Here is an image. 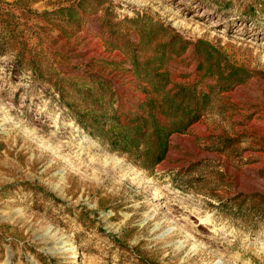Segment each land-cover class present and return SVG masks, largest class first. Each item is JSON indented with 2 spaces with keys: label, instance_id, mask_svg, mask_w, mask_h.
<instances>
[{
  "label": "rangeland",
  "instance_id": "rangeland-1",
  "mask_svg": "<svg viewBox=\"0 0 264 264\" xmlns=\"http://www.w3.org/2000/svg\"><path fill=\"white\" fill-rule=\"evenodd\" d=\"M0 264H264V0H0Z\"/></svg>",
  "mask_w": 264,
  "mask_h": 264
}]
</instances>
